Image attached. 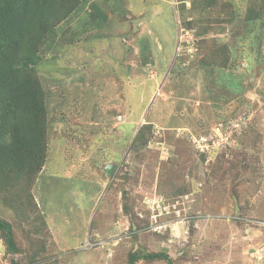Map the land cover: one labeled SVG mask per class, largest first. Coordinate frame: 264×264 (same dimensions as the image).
I'll use <instances>...</instances> for the list:
<instances>
[{
  "label": "rangeland",
  "instance_id": "rangeland-1",
  "mask_svg": "<svg viewBox=\"0 0 264 264\" xmlns=\"http://www.w3.org/2000/svg\"><path fill=\"white\" fill-rule=\"evenodd\" d=\"M84 1L39 69L53 124L34 190L51 256L37 264H129L135 250L175 264H264V18L244 20L264 0H228L243 12L230 25L220 0H108L112 11ZM224 44L227 67L202 64ZM65 107L77 125L54 123ZM0 217L27 249L29 227L1 200ZM94 239L102 245L82 249ZM23 253L0 239V264H31Z\"/></svg>",
  "mask_w": 264,
  "mask_h": 264
},
{
  "label": "trees",
  "instance_id": "trees-1",
  "mask_svg": "<svg viewBox=\"0 0 264 264\" xmlns=\"http://www.w3.org/2000/svg\"><path fill=\"white\" fill-rule=\"evenodd\" d=\"M211 1L203 2L211 4ZM220 2L225 14L220 19L221 23L230 25L234 18L241 17L243 12L239 10L240 6L228 0ZM86 4L84 0H0V200L6 208L14 211L22 223L23 231L26 232L29 227L30 232L27 235L28 248L19 249L15 242L13 224L0 217V239L11 253L24 252L31 264H37L51 256L47 253L51 249L47 240L50 233L47 216L41 211L34 194L38 176L47 163L49 130L53 124L49 116L50 99L39 73L40 64L51 50L57 53L62 48H54L58 36L57 27L73 18L77 9ZM104 6L107 11H112L108 0L104 1ZM106 10L99 13L106 17ZM122 11L125 13L124 18L128 19L126 14L131 13L130 8L123 6ZM263 18L264 5L258 8L253 5L248 7L244 20L250 23ZM101 36L98 35L97 38ZM80 41L81 45L89 47L88 42L96 40L80 38ZM221 50L223 53L214 55V58L203 59L202 64L227 67L232 60L230 47L224 44ZM58 70L62 73L64 69L60 67ZM75 90L78 92L76 86L72 92ZM57 112L61 115L54 123L59 122L65 126L78 124L71 121L75 114L68 107ZM153 127L152 122L144 124L133 144L138 148L147 147ZM248 146L250 147L249 144ZM200 152L205 161L206 155L202 152L206 151ZM226 172H229L227 168ZM232 172L235 170L232 169ZM212 173L216 174V171ZM126 210L128 211L127 206ZM32 212L35 213L33 219L30 218ZM92 226H96V223H92ZM142 259L147 262L164 260L167 264H175L165 251L143 255L139 250L129 253V264H136ZM11 264L19 262L12 258Z\"/></svg>",
  "mask_w": 264,
  "mask_h": 264
},
{
  "label": "clouds",
  "instance_id": "clouds-1",
  "mask_svg": "<svg viewBox=\"0 0 264 264\" xmlns=\"http://www.w3.org/2000/svg\"><path fill=\"white\" fill-rule=\"evenodd\" d=\"M202 137H206L207 139H208V142H206V143H208V144H210V145H212V144H215V142H214V140H212V139H209V135H207V136H202ZM201 137V138H202ZM212 140V141H211ZM100 240H98L97 241V239H94L93 241H87V243L89 242V243H91V246L89 247V248H84V246L86 245V243L85 244H83V248L82 249H85V250H89V249H91V248H94V245H102V241H100Z\"/></svg>",
  "mask_w": 264,
  "mask_h": 264
},
{
  "label": "water",
  "instance_id": "water-1",
  "mask_svg": "<svg viewBox=\"0 0 264 264\" xmlns=\"http://www.w3.org/2000/svg\"><path fill=\"white\" fill-rule=\"evenodd\" d=\"M115 169V165L113 163H107L105 170L107 171V173H109L110 175H112L113 171Z\"/></svg>",
  "mask_w": 264,
  "mask_h": 264
},
{
  "label": "built area",
  "instance_id": "built-area-1",
  "mask_svg": "<svg viewBox=\"0 0 264 264\" xmlns=\"http://www.w3.org/2000/svg\"><path fill=\"white\" fill-rule=\"evenodd\" d=\"M204 142H208V139L206 137H202L201 138ZM91 246V243H86V245L84 246V248H89Z\"/></svg>",
  "mask_w": 264,
  "mask_h": 264
}]
</instances>
